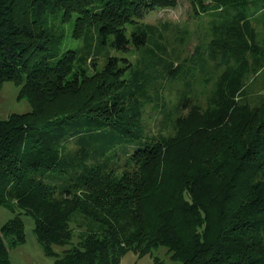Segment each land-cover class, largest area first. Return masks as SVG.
Wrapping results in <instances>:
<instances>
[{"label": "trees", "instance_id": "trees-1", "mask_svg": "<svg viewBox=\"0 0 264 264\" xmlns=\"http://www.w3.org/2000/svg\"><path fill=\"white\" fill-rule=\"evenodd\" d=\"M254 1L199 0L200 11L214 16L211 29L227 63L213 82L210 104H194L181 116L175 140L135 141L131 153L124 150L127 170L114 177L105 171L109 157L95 165L90 160L105 144L137 137L121 121L124 67L110 57L87 75L76 67L75 48L60 50L62 24L76 14L71 22L78 38L84 23L97 19L102 42L111 35L110 43L127 51L145 46L146 34L128 37L111 20H128L127 8L177 0H0V88L13 81L17 98L30 104L29 111L0 120V207L18 209L0 225V264H16L9 249L25 242L21 213L33 218L35 238L55 257L52 264H120L127 251L152 255L160 246L171 264H264V180L255 179L264 124L227 176L214 165L222 149H231L222 143L225 126L238 114L236 97L262 54L246 11L228 9ZM169 65L171 79L190 85L184 77L194 76L196 66ZM140 91L144 96L145 88ZM73 137L75 151H65ZM200 149L206 155L198 156ZM48 173L66 177L51 184ZM54 246L64 248L59 253ZM153 261L160 264L156 256Z\"/></svg>", "mask_w": 264, "mask_h": 264}, {"label": "rangeland", "instance_id": "rangeland-1", "mask_svg": "<svg viewBox=\"0 0 264 264\" xmlns=\"http://www.w3.org/2000/svg\"><path fill=\"white\" fill-rule=\"evenodd\" d=\"M205 1L207 5L213 0ZM199 0H177L174 6L165 7H131L128 20L112 19L110 26L121 24L126 36L133 31L145 33V46L131 47L127 51L115 48L110 42L112 36L102 42L97 19L83 25L82 36L75 38L72 34V19L64 20V37L61 39L60 50L75 48L78 58L76 67L91 76L101 71L108 58H116L118 66L124 67L123 88L119 92L122 109V122L131 124V130L137 137L130 141L118 140L111 146L105 144L100 148V154L92 156L90 164L95 165L109 157V168L105 171L114 177H120L127 154L131 153L135 141L153 140L156 143L175 140L180 136L178 120L188 109L195 105L204 108L210 104L213 82L225 68L224 52L221 48V38L211 29L214 16L209 11H200ZM245 10L255 27L257 44L262 49L259 54V64L256 70L244 78L242 90L238 93L237 105L239 112L225 126L222 143L231 149H222L215 157L214 165L219 168V175L227 176L232 162L243 152V145L248 144L255 136V130L264 124V0L248 3L242 8H229L228 14ZM60 26L59 23H57ZM218 39V41H216ZM171 69L178 65L196 66L194 76L185 75L190 85L184 79H171L166 73V64ZM204 65L202 69L200 67ZM212 71V72H211ZM170 75V74H169ZM146 78V80H145ZM143 84H145L143 86ZM145 88L143 95L140 88ZM19 86L13 81H4L0 88V120L11 113H23L30 110L29 102L17 98ZM164 107V108H163ZM77 147L76 137L66 141L65 151L74 152ZM206 150L197 151L198 156H204ZM102 152V154H101ZM263 164L256 174V180H264ZM66 174L48 173L45 176L51 184H62ZM208 183H212L209 181ZM18 212L0 207V225ZM24 223L25 242L9 249V256L16 264H52L55 257L46 255L37 242L33 227L34 220L30 215L21 213ZM64 248V247H63ZM60 246L54 249L61 253ZM158 257L160 264H171L166 249L163 246L153 250V254L138 256L133 251H127L121 258L120 264H154L153 258Z\"/></svg>", "mask_w": 264, "mask_h": 264}]
</instances>
